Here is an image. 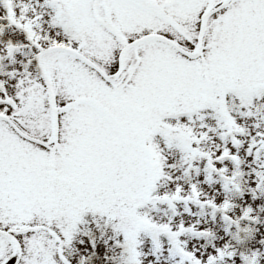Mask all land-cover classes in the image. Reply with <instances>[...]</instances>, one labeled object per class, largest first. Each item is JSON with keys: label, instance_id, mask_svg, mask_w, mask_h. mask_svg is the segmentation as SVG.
<instances>
[{"label": "snow or ice", "instance_id": "6c2138e0", "mask_svg": "<svg viewBox=\"0 0 264 264\" xmlns=\"http://www.w3.org/2000/svg\"><path fill=\"white\" fill-rule=\"evenodd\" d=\"M0 264H264V0H0Z\"/></svg>", "mask_w": 264, "mask_h": 264}]
</instances>
